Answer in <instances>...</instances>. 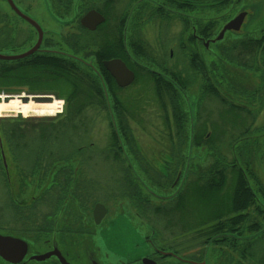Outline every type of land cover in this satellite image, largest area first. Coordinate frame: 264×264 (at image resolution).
I'll use <instances>...</instances> for the list:
<instances>
[{"label": "flooded vegetation", "instance_id": "obj_1", "mask_svg": "<svg viewBox=\"0 0 264 264\" xmlns=\"http://www.w3.org/2000/svg\"><path fill=\"white\" fill-rule=\"evenodd\" d=\"M257 1L0 0V103L20 95L53 100L31 93L35 62L51 61L54 74L101 73L109 78L110 92L152 85L156 101L151 108L143 103L139 112L146 116L145 109L162 110L163 117L158 118L168 131L165 140L178 144L196 138L218 142V147L232 140L253 151L246 158L242 147L239 156L234 151V164L225 170L226 181L220 186L219 213L206 212L209 205L194 212L192 168L182 182L191 155L182 149L166 153V165L154 171L135 151H126L130 164L125 152L120 153L121 167L113 166L117 154L112 149L100 151L101 161L111 163L103 172L112 175L107 173L110 180L104 181L98 174L82 172L81 164L97 157L81 150V141H88L90 119L79 132L67 136L63 114L57 123L42 119L38 124L4 115L0 117V264H264L257 258L242 261L243 255L258 254L264 247V127H255L257 115L234 105L224 94L225 85L234 94L247 93L244 77L227 69L236 64L227 61L233 59L241 66L250 55L254 67L240 68L258 76L260 84L249 97L254 100L257 88H264V47L258 49L260 54L257 51L258 41L264 40V23L247 34L257 15ZM239 16V30H226L217 41L224 27ZM176 28L179 32L174 35ZM154 34L160 49L152 52L146 36L154 40ZM169 35L173 36L168 39ZM37 43L34 52L18 58ZM246 48L253 54H247ZM179 60L188 61L189 69L167 66ZM111 61H120L133 73L129 85H118L106 66ZM194 62L204 69L195 70ZM212 62L217 64L211 67ZM173 78L182 79L185 86L169 85ZM210 84L216 96L210 95ZM210 98L220 106L208 109ZM124 103L111 104L122 108V117L130 114ZM183 103L192 136L178 133L183 114L177 115V105ZM93 106L102 111V103ZM188 106L194 107L192 121ZM168 108L175 112L169 117ZM150 117H139L138 122L134 116L120 118L128 130L125 138L131 135L129 120L150 123ZM115 124L118 131L120 123ZM233 126L240 132H232ZM146 172L153 177H146ZM203 186L212 189L209 182L200 183ZM202 220L208 228L217 221V227L199 234L195 221ZM209 232L214 234L211 240Z\"/></svg>", "mask_w": 264, "mask_h": 264}, {"label": "rangeland", "instance_id": "obj_2", "mask_svg": "<svg viewBox=\"0 0 264 264\" xmlns=\"http://www.w3.org/2000/svg\"><path fill=\"white\" fill-rule=\"evenodd\" d=\"M264 23V0H259L257 1V15H255L253 17V21H252V27L250 26V28L247 29V34L250 33V30L253 29V27H256L257 25L259 26V24ZM173 33H175L174 35H176V33L179 32V29L176 28V30H172ZM238 33V32H237ZM247 34H243V35H247ZM150 36V35H149ZM173 35H169L167 36V38L169 39V37H172ZM154 40L149 39V37L146 36L147 39V43L149 45V48L151 49L150 51L154 52L155 49L157 48L160 49L157 45V47L155 46V34H154ZM151 38V37H150ZM227 38V36H226ZM155 41V43H154ZM226 43V42H225ZM258 51V54H260V51ZM233 52V51H232ZM235 53V52H233ZM244 58V57H243ZM253 57L250 55L249 57H245L244 58V62L248 64L249 67L253 66ZM254 60H257V58L255 57ZM262 60V59H261ZM236 63L239 66V62L236 61ZM177 65H175V62L170 61L167 66L169 67H174L176 66L177 69H189V62L188 61H177L176 63ZM254 67V66H253ZM228 70H230L231 72H234L236 74L242 75V77H244V81L246 82V94H242V95H237L234 94L233 90L228 87L227 85H225V92L224 94L226 95V97L229 99V101H232L234 105L239 106L243 109H249L250 111H252V113H255L258 117V121L255 124V127H264V88H261L262 86L260 85L257 88V95L254 98V100L252 98H250V92H252L251 90H253L255 87H257V85L260 84V79L257 78L258 76H253L252 74L246 72L245 70H242L239 67H227ZM143 88L145 90H141L139 89V87H132L130 89H127L125 91L122 92H118V97L120 99V102L124 103L126 102V104H128L130 106V114H125L123 115L124 117H122L124 119H126V117H129L132 119V117H136L135 120L141 121L139 117H147V116H151L149 120H151L150 123H147L146 121L144 123H140V124H134L131 120L128 121V124L130 125V136L128 137L130 140H133V146L134 149H130L129 146L124 148V152H125V158L127 160V162L130 164V159L127 156L126 151H135L137 154H142L141 158L144 160L145 164L150 166V171H154V168H158V167H162L164 164L166 165V163L164 162V159H167L166 153H170L171 151H179L178 149V144H176V141H173L174 146H171V142L168 140H165V135L168 134V131L166 129V127L164 126V124L162 123V121L159 120L158 117H163V112L162 110H158L159 112L154 113L152 112L153 110H149V109H145L143 110L147 115L144 116L142 115L139 111L143 109V107L145 106H149L150 108L153 107L151 106V102H155L156 101V96H155V92L154 89L152 87V85L148 86L147 83H143ZM224 91V90H222ZM116 93V92H115ZM114 93V94H115ZM116 94V95H117ZM53 97V96H51ZM115 97V96H114ZM53 100H57L59 102H61L62 105V109L60 110V113L55 115L54 117H31V118H22L21 116H14L15 118H19L21 120H34L32 123L34 124H38V121L42 120V119H55L54 123L59 122L58 116L62 115L65 110V102L63 99H57L55 97H53ZM261 104H258L255 106V101L257 102H261ZM112 103H114V100H110ZM111 103V104H112ZM125 104V103H124ZM253 105L255 106L253 108ZM220 105L217 103V100L214 98H210L208 100V109H216L218 108ZM173 107V105L171 106V108ZM192 106H188V108H190ZM178 108V114L179 116H181L183 114V119L182 120H186V104H179L177 105ZM256 108V109H255ZM142 111V112H143ZM170 113L173 115V112L170 108L167 109V114L168 117L170 116ZM226 113H228L226 111ZM262 113V114H261ZM89 117H90V121L88 122V141H81V144L84 145V143H86L87 146L83 149V151L85 152V154H88L92 157H95L97 155H99L100 151H105L107 150L108 146L110 145V143L108 142L107 138H108V132H109V128L107 127V118L106 117V111H98L97 108H92L90 109L89 112ZM133 115V116H131ZM12 116V115H10ZM62 117V116H61ZM114 119V118H113ZM157 119V120H156ZM172 119V118H171ZM117 120V121H116ZM163 120V119H162ZM180 120V119H179ZM180 121V123L178 125H184L186 127V130L188 131V124L186 123L187 121ZM240 120L238 119L237 122H239ZM119 122V120L117 119V117L115 118L114 123ZM252 122V117L248 118L247 123H251ZM242 125V122H239ZM236 124V123H235ZM238 124V123H237ZM116 125V124H115ZM227 125V124H226ZM229 125V124H228ZM65 126V133L67 136L69 135H73L75 134L71 129L66 127V124H64ZM144 126V127H142ZM233 128L236 131H232L235 133L240 132L239 131V127L235 128L233 126ZM254 129V128H252ZM36 134V133H35ZM83 134H86L83 132ZM78 136V135H77ZM68 139V138H66ZM162 139V140H161ZM82 140V139H81ZM83 142V143H82ZM224 145H226V142L224 143ZM160 146V147H159ZM219 147H221V145L219 144ZM237 148L234 149V151L236 150V156H239V150L240 147H242L246 152L243 153V157L246 158L248 155L252 156L253 155V151L252 149H250V147L247 145V147L243 146V144H237L236 146ZM234 151L230 152V150L226 149L225 146L222 147V150L219 152L221 154V158L225 159V161L227 163H231L233 158H234ZM131 153V152H130ZM183 154L187 153V151L185 152V148L182 151ZM208 152V149L203 147L201 149H191V158H190V162H189V169H193V171H196L198 173L200 172H205L209 166H211V164L213 163L212 158H210ZM242 156V155H241ZM132 159V158H131ZM138 158H136L137 160ZM102 159L99 158L98 156L93 158L92 162L89 163H83L81 164L82 167V172L86 175H91V174H98V176H100L104 181H109L110 180V175H112L111 173H108L110 175H108L107 173L103 172V170H109L110 169V164H108V162L105 161H101ZM122 160V158H121ZM160 160V161H159ZM261 160V165H262V160ZM118 165L113 164V166H120L122 165V163L120 162V160L117 162ZM86 165V166H85ZM186 165V164H185ZM186 167V166H185ZM264 167V166H263ZM115 169V168H114ZM180 170V168H178ZM183 169V167H182ZM188 169V170H189ZM97 172V173H96ZM185 172V170H184ZM195 173V172H194ZM152 173L150 172H146L145 176L148 178H152L153 175H150ZM182 174H184L182 172ZM141 176V174H140ZM153 203H155V200H150ZM164 204V203H163ZM194 212H196V210H194ZM244 250V249H242ZM254 256V258H253ZM255 258H257V260L259 261H264V247L263 249H260L258 251V254H247V255H243L242 261H253L255 260ZM211 260V258L209 259Z\"/></svg>", "mask_w": 264, "mask_h": 264}, {"label": "trees", "instance_id": "obj_3", "mask_svg": "<svg viewBox=\"0 0 264 264\" xmlns=\"http://www.w3.org/2000/svg\"><path fill=\"white\" fill-rule=\"evenodd\" d=\"M231 0H226V2H230ZM212 27V25H211ZM214 31V29H213ZM264 37V36H263ZM257 50L261 49L264 47V40H259L257 43ZM247 54L252 53L249 51L248 48H246ZM253 54V53H252ZM230 64H233L237 67H243L246 68L247 70L250 69L247 63L244 65H241L236 63L233 59H230L227 61ZM52 62H35L34 64V76H33V90L32 94H43V95H48V96H53L57 99H63L65 102V112L63 113L64 119H65V124L66 127L71 129L74 133L79 132V129L81 126H84L85 123H87L89 117V112L93 105L96 103H102L103 106L101 107L102 111H106V117H109L108 119L110 120V129H111V134L112 137L110 138V145L108 146L107 149H112L117 155L114 156L113 161L115 165H118V161L121 160V155L120 153L123 151L124 153V148L129 146L130 149H134L133 146V140H130L128 137L125 138V135H128V130L125 129V127L122 125L121 126V121L120 118H122V108H117L114 109L111 106V99L114 100V103H120V99L118 97L117 92H110L108 90V83L107 79L109 78H104L101 73L97 72L96 74L89 71V70H83L79 72V74L76 75H71L68 73H60V74H54L57 73L56 69H54L53 66L49 65ZM217 63H211V67L215 66ZM194 69L201 71L204 69V67H201L202 63L200 62H194ZM73 73V72H71ZM76 76V77H75ZM182 80V79H181ZM179 78H173L171 79V83L169 85L177 86V87H183L185 86L183 83V80L181 81ZM20 81V79H19ZM183 82V83H182ZM211 84L209 85V87ZM58 87L60 91L58 93L54 92V88ZM64 91H61V90ZM209 93L212 96H216V93L213 92L214 89L212 87L209 88ZM43 92V93H41ZM115 93V94H114ZM105 94L108 96V102L106 99ZM117 94V95H116ZM115 96V97H114ZM109 103V104H108ZM179 105V104H178ZM110 106V107H109ZM97 107V106H96ZM99 110V108H98ZM178 110V108H177ZM120 115V116H119ZM114 119H113V118ZM119 120V130L116 131V125L114 123L115 118ZM113 120V121H112ZM178 133H182L183 135L189 134L190 131L186 130V127L182 124L177 126ZM171 128L170 125L168 129ZM227 129L229 127H226ZM121 135L124 136V141H121ZM127 142H126V140ZM190 142H191V149L195 148H202V146H206L208 149L209 157L212 158L213 163L211 166L208 167V169L205 172H196L193 171L191 176H190V181H192L194 185V210H202L203 207H206L209 205V210L206 212L210 214H218V202L222 198L220 197V186L223 182L226 181L225 178V170L227 167L230 165H233L234 162L232 161L231 163H227L225 159L221 158L220 152V147H218V142H213L209 141L206 143H203L202 141L197 140L196 138H190V139H185L180 142H177L180 146L178 147L179 150L183 151L185 148V152H189L190 148ZM226 149L230 150V152H233L234 149H236V145L238 142L232 141V140H226ZM224 142V143H225ZM83 143V142H82ZM68 144V143H67ZM171 144H173V141H171ZM87 144L84 143V145L81 146V150H83ZM88 148V147H87ZM222 148V146H221ZM65 149H69V146L67 145ZM122 154V153H121ZM125 154V153H124ZM186 154V153H185ZM186 160V157H185ZM187 163V161H186ZM186 166V165H185ZM195 172V173H194ZM187 177V175H186ZM115 181H117V175H114ZM183 178V175H182ZM186 180V179H184ZM131 181H134L132 179ZM209 182L210 183V188L207 187H199L200 183H205ZM220 184V185H219ZM208 193V194H206ZM218 206V207H217ZM230 208L226 207V209ZM195 224H198L199 226L195 227V230L199 231V234L202 233L203 231H209L210 229H214L217 227V221L214 222L213 226L209 227V225H206L205 221H195ZM214 231V230H213ZM209 237L207 238L208 240L212 239V236L214 235L212 232H209ZM215 244H217V240H214Z\"/></svg>", "mask_w": 264, "mask_h": 264}, {"label": "water", "instance_id": "obj_4", "mask_svg": "<svg viewBox=\"0 0 264 264\" xmlns=\"http://www.w3.org/2000/svg\"><path fill=\"white\" fill-rule=\"evenodd\" d=\"M242 22V17L239 16L238 18L234 19L233 21H231L228 25H226L223 29V31L220 33V35L217 37V41L221 40L223 37V33L226 30H233V31H237L239 30V27L241 25ZM39 43H37V45L34 47L33 50H31L29 53H26L22 56H19L18 58H22L27 56L28 54H31L32 52H34V50L37 48ZM107 68L109 69V71L111 72V74L113 75V77L116 79L117 83L119 86L124 87L129 85L132 81H133V73L131 71H129L120 61H111V62H107L106 64ZM107 102H108V96L107 94H105ZM18 100L21 104H28L30 102L34 103V104H44V103H49V99L46 96H34V95H20V96H14L12 98ZM109 104V103H108ZM110 107V106H109ZM189 114L191 117V121L194 118V107H190L189 108ZM113 118V117H112ZM190 133L191 136L193 134V125H191V129H190ZM191 153V142H190V148H189V152H188V156H190ZM189 162H190V158L187 159V163H186V167H185V172L183 174V178H182V182L184 181L186 175H187V171L189 169ZM138 177V176H137Z\"/></svg>", "mask_w": 264, "mask_h": 264}, {"label": "bare ground", "instance_id": "obj_5", "mask_svg": "<svg viewBox=\"0 0 264 264\" xmlns=\"http://www.w3.org/2000/svg\"><path fill=\"white\" fill-rule=\"evenodd\" d=\"M12 100V99H11ZM10 100V101H11ZM5 104L0 103V117L4 115L21 116L23 118L31 117H54L60 113L61 102L57 100H51L49 104H34L32 102L28 104H21L18 100ZM11 117V116H10Z\"/></svg>", "mask_w": 264, "mask_h": 264}, {"label": "built area", "instance_id": "obj_6", "mask_svg": "<svg viewBox=\"0 0 264 264\" xmlns=\"http://www.w3.org/2000/svg\"><path fill=\"white\" fill-rule=\"evenodd\" d=\"M61 109H62V105H61ZM61 109H60V110H61Z\"/></svg>", "mask_w": 264, "mask_h": 264}]
</instances>
